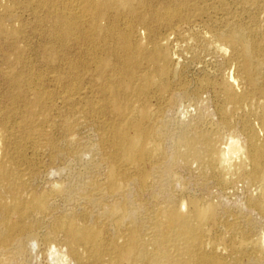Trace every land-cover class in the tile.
Returning a JSON list of instances; mask_svg holds the SVG:
<instances>
[{
    "label": "rangeland",
    "instance_id": "1",
    "mask_svg": "<svg viewBox=\"0 0 264 264\" xmlns=\"http://www.w3.org/2000/svg\"><path fill=\"white\" fill-rule=\"evenodd\" d=\"M143 1L146 6L140 9L142 21L127 16L130 21L138 22L131 21L137 25L133 24L134 32L128 36L130 42H136L133 45L145 50L139 51L142 59L134 69L135 76L126 79V86L121 84L120 76L112 72L113 64L118 66L120 63L115 56L116 51H120L111 37H106L108 41L100 43L99 49H89L85 44L75 47L70 43L63 49L57 47V58L49 63L44 58L48 53L47 47H42L45 40L43 27L39 26L43 12L35 3L29 6L35 7V12L25 9L20 2L12 5L11 9L17 15L13 24L19 32L9 40L0 34V47L7 43L15 44L11 55L15 71L21 73L22 84L26 80H35L33 82L37 85L31 84L23 89V101L12 104L0 77V162L10 178L21 181L23 199H30L33 193L45 194V208L20 217L7 214L9 220L19 223L7 240L0 243V264H76L69 254L63 230L54 228L56 221L63 216L76 217L90 227H103L102 238L109 252L102 262L88 259L82 246L79 251L83 263L111 264L115 249L110 246V238L114 239V244L121 245L128 228L133 225L139 243L150 250L153 227L157 220L162 219V211L175 206L185 213L191 210V201L209 207L200 230L205 254L213 255L219 264H248L251 261L264 264V146L257 165L250 159L240 160L242 157L239 155H232L229 159L231 164L224 167L208 164L207 156L193 153L194 149H202L201 135L212 136L217 153L230 140L237 141L248 150L251 131L255 132L259 143L264 140V97L259 93L264 89V0ZM170 4L176 5L177 12L164 20V16L159 20L158 15L152 22L155 15L151 16L146 10L161 12L163 5L169 8ZM113 11L107 13L106 20L112 18ZM122 16L117 19L121 33L126 27L128 30L130 23L126 16ZM167 18H170L168 23ZM157 22L161 24L155 25ZM229 32L236 36L241 33L244 42L255 45L251 47L249 73L241 71L239 47L225 40ZM132 48L136 50V47ZM155 51L163 56L150 61L147 56ZM62 53L66 54L65 60ZM71 60L75 61L76 68L68 64ZM160 66L167 68L162 75L156 73ZM22 71H30L34 78L27 79L29 76ZM69 74L77 78L72 79ZM141 74H147L151 79L149 87L142 92L138 90L142 85ZM71 81L76 83V90H72L75 94L71 92ZM226 84H230V90L247 95L241 105L228 99ZM108 85L116 87L121 102L126 106L122 115L105 111L108 110L106 104L111 93L105 89ZM161 85H165L162 91L159 89ZM35 89L42 93L40 103H33ZM6 102H10L9 105ZM6 108H10V112L16 109L10 113ZM121 122L126 126L138 124L141 131H146L150 155L131 161L116 153L110 142L111 130L113 125ZM190 140H194V145L189 144ZM111 165L123 175L119 193L108 191ZM6 186L0 178V196L3 203L10 205L11 194ZM119 200H123L124 210L128 213L119 227L121 234L115 235L111 221L103 211L105 205ZM155 214L158 215L156 218ZM4 232L0 225V233ZM27 235H32L30 240L26 239ZM19 238L22 239L21 246ZM53 248L65 257L64 262L52 260L54 253L49 251ZM145 260L126 256L120 264H153ZM158 264L171 263L162 258ZM180 264L196 263L186 260Z\"/></svg>",
    "mask_w": 264,
    "mask_h": 264
},
{
    "label": "bare ground",
    "instance_id": "2",
    "mask_svg": "<svg viewBox=\"0 0 264 264\" xmlns=\"http://www.w3.org/2000/svg\"><path fill=\"white\" fill-rule=\"evenodd\" d=\"M183 1L193 3L195 0H183ZM17 2L23 3V7L25 9L30 8L31 11L33 9L32 12H35L36 9H34L35 7H29V6L35 3V5L40 8V11L43 12V15H41L42 17L39 18V26L43 27L45 40L42 42V47H47L48 53H47V56H45L44 58L49 63H52L57 58V53H58L57 47L58 48L62 47V49H63L64 47H68L70 44L72 46H75V47L79 44H85L87 47H89V49H90V47L92 49L95 47H98V49H99V47H101L100 43H104V41L107 40L106 37H111L113 39V41H115V43L117 44L116 47L119 48V50L118 49L117 50L120 51V52L116 51V53H115V50L113 49L114 53L116 54V55L115 54L114 55L116 57H118L120 63L118 64L117 62H114L115 65L118 64V66H114V64H113L112 72H114L116 75L120 76V78L122 79L121 84L124 86L127 85L126 79L129 80L130 78H133L135 76L134 69L137 67V65L139 64V62L142 59V55H140V53L143 52L145 49L142 51L141 47L140 48L137 47V44L133 45L136 42H134L133 40L132 41L134 43L130 42L131 40L129 39L128 36L130 35V32H132V30L134 29L135 25L133 26V24L137 25L138 22L136 20L135 21L131 20L133 22H137V23H132L129 19H127V16L134 18V19H137V20L139 19L142 21L143 17H141L142 15H141L140 9L142 8V6H146L145 2L143 0H0V34H2L8 40L15 38V36L19 32L18 27H15L13 24L15 19H17V15L11 9L12 5L17 3ZM203 2H204V0H203ZM261 3H263V2H261ZM172 5L170 6V7H173L172 10L170 9V7L169 8L167 7L168 5H166V7L163 5V7H161V9H162L161 12H159V10H155V9L154 10L148 9L146 11H147V13L151 14V16L155 15V19L152 22L156 21V16L158 17V15H159V18H158L159 20L162 19V16H164L162 19V20H164L165 17H167V16L169 17L171 14L174 15L177 12L178 9L176 8V5H174V6H172ZM182 7L183 6H181L179 10H181ZM263 7H264V5H263ZM123 8H125V11ZM112 9L114 10L113 15L111 16L112 18L110 20H106L107 19L106 18L107 13L110 12V10H112ZM197 11H198V9H197ZM179 12H182V11H179ZM145 13L146 12H144V14ZM203 13H205V12H203ZM122 15L124 17L126 16V19L129 20L130 23L128 26V30H127V27H126V30H124L125 28L124 29L122 28L124 31L121 33V32H119L120 30H118V25H117L118 20L117 19L118 18L121 19L120 16H122ZM160 15H161V17H160ZM192 15H193V13H192ZM179 18H180V15H179ZM169 19L170 18H167V20H168L167 23L169 22ZM160 22H162V21H160ZM160 22H157L155 25H159ZM124 25L126 26L127 24H124ZM163 26H165V25H163ZM152 27H153V25H152ZM240 35H241V33H240ZM240 35L236 36L233 33H230L225 37V40L230 45L239 47L240 54H241L240 55L241 56V64H240L241 71L244 73H249V67L251 64V50H252L251 47H255V45L253 42L252 43L251 42H244L243 39H241ZM141 44L142 43H140V45ZM105 45L107 46L108 44H105ZM15 47L16 46L13 42L11 44L7 43L4 47H0V58H1L0 65H1L2 70L4 69L3 72L0 69V77H1V81L4 84V86H6L8 89L7 93H9V94H7V93L6 94L10 95L9 98L11 97L10 102L12 104H14V102H16L18 100L23 101V96H24L22 93L23 89H25L26 87L27 88L30 87L31 84L37 85V83L35 84V82H33L35 80H33V81L26 80L25 83L22 84V81L19 78V75H21V73L17 74V72L15 71L14 66H13L14 58L11 56ZM131 47H136L137 51L134 48H132V49H134L135 51L134 50L132 51ZM89 49H87V50L89 51ZM92 49H91V51H92ZM107 49H109V48H107ZM96 50H97V48H96ZM96 50H94V51L96 52ZM101 50L104 51L105 49H101ZM113 50H111V53L113 52ZM67 51H66V53H68ZM84 51H86V50H84ZM139 51H141V52H139ZM156 51L153 54H149L148 56L146 55L150 61H155L160 56L162 58L163 55L160 53L157 54ZM59 52H61V51L59 50ZM65 55L66 54L62 53V56H63L62 59L63 60H65ZM86 55H87V53H86ZM88 55H90V54H88ZM114 55H113V57H114ZM237 55H238V53H237ZM90 57H88V58H90ZM95 57L96 56H94V58ZM59 59H60V57H59ZM85 59H86V56H85ZM118 59H116V60H118ZM94 61H95V59H94ZM98 63H99V61L97 62V64ZM68 64L70 65V67L71 66L73 67V65H74V68H76L75 67L76 66L75 61L73 62V60H71ZM97 64L95 63L96 66H97ZM84 66H86V65L84 64ZM86 67L88 68V66H86ZM165 67L160 66L159 68L156 69V73L158 75H162L165 72V70L167 69V68L165 69ZM71 69H73V68H71ZM96 69H97V67H96ZM85 70H86V68H85ZM22 72H24V71H22ZM62 72H64V71H62ZM25 74L27 75V77L29 76V78H27V79L32 80L34 78L31 76L32 73H30V71L25 73ZM70 74H69V76H70ZM76 75H79V74H76ZM249 75H251V73ZM21 77L23 78L25 76L22 75ZM43 77H42V79H43ZM73 77H76V76L73 75L71 78L73 79ZM79 77H82V76L80 75ZM141 77H142V85L139 87L138 90L142 92V90H145L149 87L151 79H150V76L147 74H141ZM44 78H46V77H44ZM24 79H26V78H24ZM230 79H233V78H230ZM70 80H69V82H70ZM112 80H113V78H112ZM75 81H79V79L75 80ZM250 81H251V79H250ZM71 83H72V85L70 88H71V92H73L74 88L76 87V83L74 81L73 82L71 81ZM106 83H107V81L105 82V84ZM128 83H131V82H128ZM131 85H132V83H131ZM226 86H227L226 90H227V94H228V99L233 101L234 104L236 103V105H239V104L241 105V103L244 101V99L247 97V95L244 93H240V92L238 93V92H235L233 90H230V88H229L230 84H226ZM6 87H5V89H6ZM123 87H122V89H123ZM41 88H43V87H41ZM99 88H103V87H99ZM105 89H107V91L109 90L111 92L110 97L107 100L108 103L106 104L107 105L106 108L108 110H105V111H108V112L110 111V113L113 112L116 115H122L123 111L126 109V106L121 102V100L119 98L118 90L116 91V87L113 88L111 85L105 86ZM128 89H129V87H128ZM159 89H160V91H162L163 89H165V85H161L159 87ZM75 90H76V88H75ZM123 90H125V89H123ZM50 91H52V90H50ZM34 93H35V95H34L35 99H34L33 103L39 102V100L42 98L41 91L35 89ZM44 93H46V92H44ZM73 93H70V95L72 96ZM259 93L262 97H264V89L263 90L260 89ZM47 94H48V92H47ZM53 94H55V93H53ZM53 94H52V96H53ZM104 94L105 93H103V95ZM136 94H138V93H136ZM49 95H48V98H49ZM121 95H122V93H121ZM129 95H130V93H129ZM4 98H5V96H4ZM53 98H55V96ZM69 98H70V96H69ZM51 101H53V100L51 99ZM10 102H8V103L6 102L7 105H9ZM24 102H26V101H24ZM67 102H69V101H67ZM47 103H50V102H47ZM1 104H3V103H1ZM12 104H11V106H12ZM15 105H16V103H15ZM4 107H6V106H4ZM101 107H102V105H101ZM2 108H3V106H2ZM6 109H7V112L10 110V108H6ZM262 110H263V114H264V104L262 105ZM13 111H11V112H13ZM7 112H4V113L8 114ZM15 112H17V111H15ZM15 112H14V114H15ZM38 112H36V113H38ZM101 112H103V111H101ZM97 113H99V111ZM99 115H101V114H99ZM1 118H3V117H1ZM98 121H99V119H98ZM1 122H3V124H4V121L1 120ZM12 123L14 124V121ZM7 124H8V122L6 123V125ZM113 124H115V123H113ZM40 125L38 127H40ZM8 127H10V126H8ZM108 127H109V125H108ZM5 131H7V130H5ZM111 131H113V134H111L112 135L111 136L112 138L110 141L111 145L115 148L116 153L121 154V156L124 159L131 160V161L135 160V159L139 160V159H143L144 157L150 155L151 152H150L149 148L147 147L146 131H144V130L141 131L138 124H131V125L126 126V125L122 124V122L116 123L115 125H113V130H111ZM199 140L202 143V149H201V151L194 149L193 153L196 156H201V155L207 156V163L208 164L215 163V164H219V165L224 166V167H228V165L231 164V163H229V159L232 155H239V157H242L240 160L250 159V162L252 161L253 163H255L257 165L260 158H261V148H263V146H264V140H262L259 143V139L257 138L254 131H251L248 135V140L250 142V146H249L248 150H245L237 141L230 140L227 143V145L225 146V148L223 150H221L220 153H217V150L214 147V142H213V138L211 135H206V136L201 135ZM193 142H194V140H190L189 144L194 145ZM116 153H115V155H116ZM111 156H114V155H111ZM4 157H5V155H4ZM18 165H19V163H18ZM229 167H231V166H229ZM115 169L116 168L113 167V165H111L110 171L108 173V182H109L108 183L109 184L108 185V191L111 193L112 192L119 193V191L121 189V185H122L123 175L118 174V172L115 171ZM227 169H229V168H226V170ZM6 170L7 169H5L3 164H1V162H0V178L2 181L5 182V185H7L6 188L8 189V191L11 194L10 195L11 196L10 205H6L5 202L3 203L2 197L0 196V211L2 212V217L0 219V225L3 226V231H5L2 234L0 233V243H2V244L7 240L10 232L12 230H14L16 225H18V223H19L17 221L13 222V221L9 220L7 218L8 213H10V215H11V213H13V214L19 215V217H20L24 214L29 213L30 211H41L45 208V202H44L45 194L33 193L30 196L31 197L30 199H28V200L23 199L22 193H21V191L23 189V185L21 184V181L17 178H10L9 174ZM126 178H124V179H126ZM25 190H26V188H25ZM48 192L50 193L51 191H48ZM56 192L57 191H55V193ZM27 193H30V191ZM88 194L89 195L91 194L90 189H89ZM122 201L119 200V201L112 203L110 205H107V206L105 205L104 211H103V214H105L107 216V218L110 219L112 227H113L114 232H115V235L121 234L119 227L122 223L123 217L125 216V214L127 215V213H128V212H126V210H124V205H123ZM102 202H104V201H102ZM190 203L192 205V208L190 211H187L185 213L181 212L175 206H170V207H168L162 211V213H161L162 219L157 220V222H155V224L153 223L154 229H153V233H152L153 235H152V241H151L152 247L150 250H148L143 243H139L138 234H137L133 225L128 228V231L126 233V239L123 238L124 241H122L123 243L121 245L114 244V239L110 238L109 239L110 240V246L114 247V249H115L114 250V257H113L114 259H112L111 262L113 264H120L121 260L127 256V257L138 258V260L148 259L153 264H158V262H160V259L162 260V258L167 260L171 264H180L186 260L195 261L196 264H219L220 263L219 260H217L213 255L205 254L202 251V243L203 242H202V238H201V234H200L201 223H202L203 219L205 218L206 210L209 207L199 206L197 203H195V201H191ZM156 215L157 214H155L154 218H156L158 216V215L157 216ZM13 216H15V215H13ZM33 217H34V215H33ZM25 221H27V220H25ZM54 226H55L54 228H59V229L63 230L62 232H64L63 234H65V241H66V244L69 248V254L73 257L76 264H86V263H83L82 259H81L82 257H81V253L79 251V248L81 246L83 247V249L85 248V253H86L87 258L93 259L96 262H100V261L102 262L104 256L106 254H108V252H109L107 244L105 245L103 238H102V230H103L102 228L103 227L101 228L98 225H93L90 227L84 223H81L76 217H64V216L61 219L57 220ZM125 228H127V227H125ZM21 230H19V231H21ZM57 232H58V230H57ZM31 237H32V235H27L26 239L30 240ZM18 243H19V246L22 245V239L21 238L18 239ZM262 243L264 244V233L262 235ZM50 252L54 253V256L52 255L53 256L52 260L55 258L56 261L62 260L64 262L63 259H65V257L63 255H62L63 257L60 256V253L56 250V248H53V250L49 251V253ZM58 253H59V255H58ZM133 260H135V259H133ZM255 263H256V261H251L248 264H255Z\"/></svg>",
    "mask_w": 264,
    "mask_h": 264
}]
</instances>
